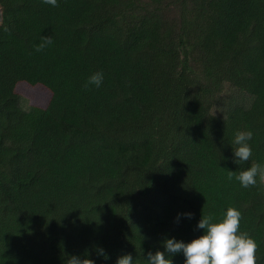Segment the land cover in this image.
Wrapping results in <instances>:
<instances>
[{
    "label": "trees",
    "instance_id": "1",
    "mask_svg": "<svg viewBox=\"0 0 264 264\" xmlns=\"http://www.w3.org/2000/svg\"><path fill=\"white\" fill-rule=\"evenodd\" d=\"M97 71L101 87H85ZM226 88L250 105L217 112ZM241 130L252 156L236 164ZM256 162L264 0H0V264H146L229 207L264 264V182L235 178Z\"/></svg>",
    "mask_w": 264,
    "mask_h": 264
},
{
    "label": "clouds",
    "instance_id": "2",
    "mask_svg": "<svg viewBox=\"0 0 264 264\" xmlns=\"http://www.w3.org/2000/svg\"><path fill=\"white\" fill-rule=\"evenodd\" d=\"M52 7L58 6V0H43ZM52 44L51 37H42L36 45L37 52ZM104 81V73L97 71L91 74L85 87L89 85L101 87ZM253 137L252 130L238 131L232 143L236 145L232 150L234 162L240 164L246 162L252 156V146L249 141ZM264 181V163L256 162L236 175L241 187L248 188L257 184V178ZM182 215L192 217L191 212ZM242 213L236 207H229L223 218L216 221L212 215L201 216L196 228L202 233L190 241L178 240L168 237L162 240L163 250L148 251L145 258L146 264H174V257L182 254L183 264H257V242L247 233L240 231ZM97 256L108 258L105 249L101 246L95 248ZM66 264H96L95 260L88 258V254L69 255ZM116 264H135L131 253L121 255Z\"/></svg>",
    "mask_w": 264,
    "mask_h": 264
},
{
    "label": "rangeland",
    "instance_id": "3",
    "mask_svg": "<svg viewBox=\"0 0 264 264\" xmlns=\"http://www.w3.org/2000/svg\"><path fill=\"white\" fill-rule=\"evenodd\" d=\"M221 101H222L220 105L221 107L218 108L219 111L217 112L225 113L229 109L230 105L231 106L232 105H242L243 107L247 108L250 105L252 98L248 95L238 92L235 89L226 88L221 95ZM28 103H29L28 98L22 95L20 98V102H19L20 107L23 110L27 111L29 109Z\"/></svg>",
    "mask_w": 264,
    "mask_h": 264
}]
</instances>
